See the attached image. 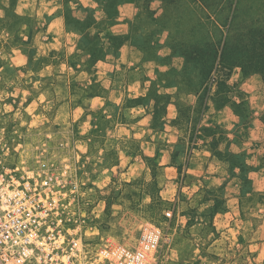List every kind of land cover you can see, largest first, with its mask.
Returning a JSON list of instances; mask_svg holds the SVG:
<instances>
[{"label": "crops", "instance_id": "obj_1", "mask_svg": "<svg viewBox=\"0 0 264 264\" xmlns=\"http://www.w3.org/2000/svg\"><path fill=\"white\" fill-rule=\"evenodd\" d=\"M12 1L0 0L2 69L20 75L8 85L24 83L21 75L34 69L33 87L52 103V122L65 135H82L76 148L82 146L88 159L96 132L128 136L140 150L118 148L114 169L133 179L150 175L151 166L161 168L170 201L176 177L226 181L230 207L243 196L235 177H250L264 196V77L233 74L223 98L213 80L203 98L201 88L188 85L186 58L172 48L163 0ZM48 84L51 94L43 91ZM256 209L264 217V198Z\"/></svg>", "mask_w": 264, "mask_h": 264}, {"label": "rangeland", "instance_id": "obj_2", "mask_svg": "<svg viewBox=\"0 0 264 264\" xmlns=\"http://www.w3.org/2000/svg\"><path fill=\"white\" fill-rule=\"evenodd\" d=\"M12 2L15 4L16 0ZM205 4L209 10L203 9L201 4L199 10L202 12L196 15L188 10L186 0H181L178 16H174L166 28L175 30L171 45L178 55H182L181 39H185L189 29L195 31V37L207 33H213L217 39L225 36L227 56L237 58L239 67L229 66L228 62L222 64L207 80L202 77L207 64L190 65L193 70L188 72L202 79L203 98L215 77L223 98L230 91L227 81L233 74H240V78L264 77V46L250 36L251 28L264 26V0H206ZM10 13H14L13 9ZM209 15L211 22L203 20L200 24L195 20ZM1 50L0 40V93H8L0 100V129H3L0 143L7 146L3 149L0 145V154L3 156L7 150L6 165L21 168L20 161L27 149V169L77 178L82 193L80 205L95 233V243L111 238L133 245L140 236L141 226L154 222L173 237L171 245H166L163 251L160 264H264V239H260L264 217L256 209L264 196L254 190L250 177H235L239 178L236 184L242 185L238 184L235 190H241L243 196L231 207L227 204L226 181L212 184L210 177H201V182L197 181L198 177H176L173 183L175 199H166V177L161 168L151 166L150 175L133 179L123 177V169H114L118 163V148L139 152L138 141L128 136L125 139L117 136L123 137L117 139L96 132L88 159L86 152L76 148V140L82 135L73 130L65 135L62 127L52 122V103L41 102L39 89L33 87L34 69L21 75L25 77L24 83L8 85V80L20 75L14 69H2L6 57ZM25 91L30 93L27 97L23 95ZM43 91L51 94V86L48 84ZM4 105H10L12 111L4 112ZM17 111L21 113L20 118L15 117ZM74 123L77 128L78 121ZM102 123L107 124L106 121ZM178 156L177 162L182 163L180 167L183 168L187 157L186 142L180 144ZM188 187L191 188L184 189ZM168 211L174 213L171 220L164 214ZM227 211L231 214L227 215ZM217 215H220L218 220Z\"/></svg>", "mask_w": 264, "mask_h": 264}, {"label": "built area", "instance_id": "obj_3", "mask_svg": "<svg viewBox=\"0 0 264 264\" xmlns=\"http://www.w3.org/2000/svg\"><path fill=\"white\" fill-rule=\"evenodd\" d=\"M3 168L0 175H5L8 192L0 185V264H160L166 245L172 243L171 234L154 222L141 226L133 245L111 238L95 243V233L80 205L77 178L8 167L6 162ZM28 172L32 175L26 176ZM12 180L17 184L12 185ZM167 213L168 219L174 218L172 211ZM32 232L36 237L30 242L27 237Z\"/></svg>", "mask_w": 264, "mask_h": 264}, {"label": "trees", "instance_id": "obj_4", "mask_svg": "<svg viewBox=\"0 0 264 264\" xmlns=\"http://www.w3.org/2000/svg\"><path fill=\"white\" fill-rule=\"evenodd\" d=\"M180 1L181 0H163L165 10L169 7H171L172 9L175 8L173 10L171 8L168 9V12L166 13V26L170 25V21L175 18L174 16H178L177 8L180 7ZM205 1L206 0H186L187 8L192 14L200 15L202 11L200 12L199 7L201 6V4H202L203 9L209 10V6L205 4ZM201 18L195 19L197 23L202 24L204 23L203 20H205V22H211L212 20V16L210 15L201 16ZM173 30L170 29L171 38H173L172 35L174 34V31H175ZM194 34H195V31L189 29L188 34H186L185 39H181L182 40L181 44L179 43L180 48L183 51L182 56H184L187 61V65H188L187 73L190 70H193L191 69L190 65L199 64V63L207 64L206 67L208 68L206 70L205 68L202 70L203 80H207L208 78L210 79V77L213 75L215 69L218 68L222 64H225L228 62L229 66H233V67L240 66L238 65L239 61L237 58H234L233 56L232 57L227 56L228 45L226 42L227 39H225L224 35H222L220 39H217V37H215L213 33H207L206 35L200 36V37H195ZM250 36L252 38H257L259 40L260 45L264 46V26H258L256 28L255 27L251 28ZM172 48L175 51V48L173 46ZM242 64L246 65L244 62ZM188 78H190L188 80L189 87L194 88V89H197V88L202 89L204 85L203 83H201L202 79L200 81L198 80V78L192 77L191 73L188 74L187 79ZM213 80H216V78L214 77L211 80V82Z\"/></svg>", "mask_w": 264, "mask_h": 264}, {"label": "clouds", "instance_id": "obj_5", "mask_svg": "<svg viewBox=\"0 0 264 264\" xmlns=\"http://www.w3.org/2000/svg\"><path fill=\"white\" fill-rule=\"evenodd\" d=\"M158 2H159V0H157V4H158ZM93 6H94V5H93ZM155 6H157V5H153V7H155ZM23 7H27V5H23ZM16 11H17L18 14H21V15L23 14V13L21 12L20 8H17ZM2 16H3V12L0 11V17H2ZM25 39H26V37H25ZM44 74H45L44 72H41V73H40L41 76H43ZM29 75H31V73H30ZM29 94H30V93L27 92V91H25V92L23 93V95H24L25 97H27ZM7 95H8V93H6V92H5V93H0V100L6 98ZM13 95H15V93H13ZM44 99H45V95H41V96L39 97V100H40L41 102L44 101ZM35 103H36V102L34 101V105H35ZM34 105H33V106H34ZM3 111H4V112H11V111H12V107H11L10 105H4V106H3ZM76 111H77V113H80V112H81V109L77 108ZM15 117H16V118H20V117H21V113H20L19 111H17V112L15 113ZM89 119H91V117H89ZM34 124H35V121H33V125H34ZM84 127H85V129H87L88 125L85 124ZM2 133H3V129H0V141L3 140V135H2ZM84 150H85L84 148H81V151H84ZM8 155H9L8 151H7V150H4V152H3V157H0V168H3V166H4L5 162H6L5 158H7ZM28 159H29L28 152H27V149H25V152H24V155H23V159L20 161L21 169H23V168L27 165ZM37 163H40V161H39L38 159H37ZM41 167H43L42 164H41ZM3 171H4V174H5V175H9V173H8V169H7V168H3ZM5 175H0V185H3V189H2V190H3V192H4L5 194H7V192H8V185L5 183ZM31 175H32L31 172H28V173L26 174V176H31ZM11 184H12V185H16L17 182H16L15 180H12V181H11ZM25 187L27 188V184H25ZM17 195H20V194L17 193ZM21 198H22V197H21ZM145 202L147 203V201H145ZM49 207H55V205H51V206H49ZM12 210H13V211H16L15 208H13ZM81 214L83 215V213H81ZM164 214L167 215L168 213H164ZM38 215H40L41 217H43V216L45 215V213H38ZM49 231H51V229H50ZM77 231H79V228L77 229ZM35 237H36V232H32L31 235L27 237V239L31 242ZM25 255H29V256H30L31 253H30V252H25Z\"/></svg>", "mask_w": 264, "mask_h": 264}]
</instances>
